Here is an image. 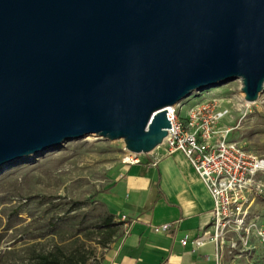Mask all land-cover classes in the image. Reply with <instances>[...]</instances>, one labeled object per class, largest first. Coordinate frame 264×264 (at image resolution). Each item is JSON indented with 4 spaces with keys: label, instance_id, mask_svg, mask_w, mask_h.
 <instances>
[{
    "label": "water",
    "instance_id": "1",
    "mask_svg": "<svg viewBox=\"0 0 264 264\" xmlns=\"http://www.w3.org/2000/svg\"><path fill=\"white\" fill-rule=\"evenodd\" d=\"M264 91V0H0V167L97 134L152 153L168 108Z\"/></svg>",
    "mask_w": 264,
    "mask_h": 264
},
{
    "label": "rangeland",
    "instance_id": "2",
    "mask_svg": "<svg viewBox=\"0 0 264 264\" xmlns=\"http://www.w3.org/2000/svg\"><path fill=\"white\" fill-rule=\"evenodd\" d=\"M209 97L230 108L224 123L236 128L229 139L264 156V91L244 107L241 80H229L187 96L182 113ZM129 154L122 139L85 136L1 166L0 264H39L41 254L57 264H102L119 229L107 226L102 193L111 168L126 164ZM253 209L251 222L264 227V211L253 216ZM219 258V264H264V246L254 234L247 240L231 232Z\"/></svg>",
    "mask_w": 264,
    "mask_h": 264
},
{
    "label": "crops",
    "instance_id": "3",
    "mask_svg": "<svg viewBox=\"0 0 264 264\" xmlns=\"http://www.w3.org/2000/svg\"><path fill=\"white\" fill-rule=\"evenodd\" d=\"M161 153L111 168L102 199L119 229L102 264H219L215 241L192 243L212 234L215 202L209 189L183 152ZM252 209L253 216L263 212L264 201ZM165 224L168 231L155 230Z\"/></svg>",
    "mask_w": 264,
    "mask_h": 264
},
{
    "label": "built area",
    "instance_id": "4",
    "mask_svg": "<svg viewBox=\"0 0 264 264\" xmlns=\"http://www.w3.org/2000/svg\"><path fill=\"white\" fill-rule=\"evenodd\" d=\"M184 100L168 108L172 128L155 150L163 154L183 152L214 199L212 234L194 240V247L213 240L220 254L231 232L241 233L247 240L254 234L264 246V227L251 222L252 207L264 197V156L229 139L236 127L224 123L231 116L224 99H202L182 113ZM129 153L125 163L140 162V154ZM169 229L168 224L155 228L157 232ZM182 243L186 245L188 240Z\"/></svg>",
    "mask_w": 264,
    "mask_h": 264
},
{
    "label": "trees",
    "instance_id": "5",
    "mask_svg": "<svg viewBox=\"0 0 264 264\" xmlns=\"http://www.w3.org/2000/svg\"><path fill=\"white\" fill-rule=\"evenodd\" d=\"M107 226L108 227H115L116 224L112 223V220L107 218ZM39 264H57L58 260L56 258L50 259L49 255L41 254L39 255Z\"/></svg>",
    "mask_w": 264,
    "mask_h": 264
},
{
    "label": "bare ground",
    "instance_id": "6",
    "mask_svg": "<svg viewBox=\"0 0 264 264\" xmlns=\"http://www.w3.org/2000/svg\"><path fill=\"white\" fill-rule=\"evenodd\" d=\"M242 97H243V99L245 98V94L243 93V91H242ZM244 101H245V102H244V105H242V106H244V107H247V106L253 104L252 102H248V101H246V100H244ZM88 137L91 138L92 140H97V139H99V138H102L101 136H99V135H97V134H91V135H88ZM129 156H130V154H129Z\"/></svg>",
    "mask_w": 264,
    "mask_h": 264
}]
</instances>
